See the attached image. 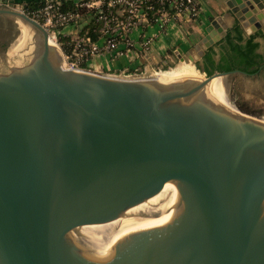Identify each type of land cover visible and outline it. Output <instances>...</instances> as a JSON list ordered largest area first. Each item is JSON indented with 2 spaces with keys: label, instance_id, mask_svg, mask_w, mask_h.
<instances>
[{
  "label": "water",
  "instance_id": "1",
  "mask_svg": "<svg viewBox=\"0 0 264 264\" xmlns=\"http://www.w3.org/2000/svg\"><path fill=\"white\" fill-rule=\"evenodd\" d=\"M9 2L0 16L28 37L0 71V264H264V120L207 92L234 71L165 82L67 68ZM226 5L259 28L264 0ZM209 21L204 48L224 35Z\"/></svg>",
  "mask_w": 264,
  "mask_h": 264
},
{
  "label": "built area",
  "instance_id": "2",
  "mask_svg": "<svg viewBox=\"0 0 264 264\" xmlns=\"http://www.w3.org/2000/svg\"><path fill=\"white\" fill-rule=\"evenodd\" d=\"M207 0H44L43 4L31 12L32 18L47 31L48 37L56 44L58 36L69 37L70 51L64 53L65 66L81 68L82 63L98 55L107 54L115 59L121 56L133 58L147 57L154 35H145L148 28L156 27L165 31L170 23L190 24L199 18L203 4ZM64 2H70V9H63ZM0 8H13L9 0H0ZM19 10L25 12L23 2ZM26 13V12H25ZM27 14V13H26ZM98 24V37L93 40L88 31L81 30L88 21ZM141 30V37L134 38V29ZM66 29L69 31L64 32ZM147 66L127 72L124 76L136 75L146 78ZM151 77V73H149Z\"/></svg>",
  "mask_w": 264,
  "mask_h": 264
},
{
  "label": "crops",
  "instance_id": "3",
  "mask_svg": "<svg viewBox=\"0 0 264 264\" xmlns=\"http://www.w3.org/2000/svg\"><path fill=\"white\" fill-rule=\"evenodd\" d=\"M15 1H34V0H15ZM260 12H263L262 9ZM209 19H217L223 28L224 35L213 43L210 47L204 48L201 43L197 44L194 39L199 35H204V28L210 23ZM250 25L245 27L242 23H239L233 14L229 11L226 5V0H207L203 4L202 12L195 22L190 24L179 25L177 23H170L166 26L165 31L159 32L156 27L148 28L145 35H154L151 47L147 52V57L133 58L129 56H121L119 58H111L107 54L98 55L93 58L91 70L96 72L116 73L121 71L122 74L132 72L135 69H139L140 66H147L150 69L154 64L161 62L180 61V58L188 57L190 54L193 57H197L195 63L200 66H204L207 56L215 63L223 61L225 56L232 55L230 47L232 45H243L245 41L252 35L257 34L254 38V42L257 43L255 53L261 55L264 58V17L260 21V26L255 31L249 30ZM69 31L66 29L64 32ZM221 35V34H220ZM132 36L134 38L141 37V30L139 28L134 29ZM242 40H238V37ZM230 43V44H229ZM204 51V54L200 56V53ZM110 71V72H107ZM232 75L241 76L244 78L249 77H264V66H261L259 70L254 74H247L239 68L232 70ZM229 74V75H231Z\"/></svg>",
  "mask_w": 264,
  "mask_h": 264
},
{
  "label": "rangeland",
  "instance_id": "4",
  "mask_svg": "<svg viewBox=\"0 0 264 264\" xmlns=\"http://www.w3.org/2000/svg\"><path fill=\"white\" fill-rule=\"evenodd\" d=\"M15 3L20 5L22 1H15ZM15 29L14 24L10 20L6 19L4 16H0V71L7 69L8 64L11 63L10 56L6 54V51L10 46V41L13 39ZM57 45L62 50L61 45L58 43ZM62 52L64 51L62 50ZM92 59L93 58L86 62V67H92ZM193 64L197 69L196 63L193 62ZM67 66L68 65H66V67ZM143 66H140L139 69L133 70L137 73L136 75H143L138 73L140 69H143ZM86 70L96 72L90 68H87ZM159 70L173 73L189 70V68L177 60L167 63L161 62L154 64L150 69H148L145 77L147 78L149 77V73L152 74L154 71L158 72ZM96 73L127 79L136 78L134 73H131V76H124L121 71L116 73L111 72V74L106 72ZM200 73L203 74L204 78L207 76L204 72L200 71ZM220 81H222V87L219 92L221 93L220 95L224 102L234 107L236 110L240 107L242 109L240 111L249 113L264 120V77L257 76L244 78L231 74L223 77V80ZM215 83H219L218 80ZM235 106L238 107L236 108Z\"/></svg>",
  "mask_w": 264,
  "mask_h": 264
},
{
  "label": "trees",
  "instance_id": "5",
  "mask_svg": "<svg viewBox=\"0 0 264 264\" xmlns=\"http://www.w3.org/2000/svg\"><path fill=\"white\" fill-rule=\"evenodd\" d=\"M43 1L44 0H34V1L23 2V8L25 12L27 13V15L32 18L31 12L37 9L38 7H40L43 4ZM63 5H64L63 9L65 10L73 7L70 4V2H64ZM98 26L99 24L94 19H91L86 24H84L81 30V34H83L85 31H88V35H90V37L93 40H95L98 37V32H96ZM256 36H257L256 33L252 34L245 41L243 45H240V44L232 45L230 47V51L232 52V55L225 56L222 62L218 61V63L214 64L213 60L205 56L204 66H200L198 63H196L197 70L204 72L206 75H210L214 71L229 72L237 68H239V70L241 69V71L247 74L256 73L261 66H264V58L261 55L255 53L257 43L254 42V38ZM237 39L242 40L240 36ZM58 42L61 45L64 53L65 54L69 53L70 51L69 37L59 34ZM81 68L87 69L90 67H86V63H82ZM107 72H110V71H107ZM238 108L239 110H242L240 107Z\"/></svg>",
  "mask_w": 264,
  "mask_h": 264
},
{
  "label": "bare ground",
  "instance_id": "6",
  "mask_svg": "<svg viewBox=\"0 0 264 264\" xmlns=\"http://www.w3.org/2000/svg\"><path fill=\"white\" fill-rule=\"evenodd\" d=\"M16 23H17V27H18L19 31H18L17 35L9 43L10 46L8 47V49L6 51V54L9 56H13L14 54L22 52L24 43L28 37L27 29L24 26V24L20 20H17ZM48 43L54 47L57 45L56 42L54 41V39H52L51 37L49 38ZM180 63L183 65H186L189 68V70H185V71H181V72H173V73L164 72V71L159 70L158 72L154 71V73H152L151 76L158 79L159 81H165V82L175 80V79H179V78H184V77L204 78L203 74L200 73V71H198L195 68V65L193 64V62L188 60V61H180ZM63 66L66 67L65 64ZM223 77H226V75H224V74L213 75L211 80L208 83L207 92L217 102L225 105L226 107L235 109L234 107H232L229 104H227L226 102H224L221 95H220L221 93L219 92V90L222 87V81H220V80H223ZM217 80L219 83H215V82H217Z\"/></svg>",
  "mask_w": 264,
  "mask_h": 264
},
{
  "label": "flooded vegetation",
  "instance_id": "7",
  "mask_svg": "<svg viewBox=\"0 0 264 264\" xmlns=\"http://www.w3.org/2000/svg\"><path fill=\"white\" fill-rule=\"evenodd\" d=\"M11 42V41H10Z\"/></svg>",
  "mask_w": 264,
  "mask_h": 264
}]
</instances>
